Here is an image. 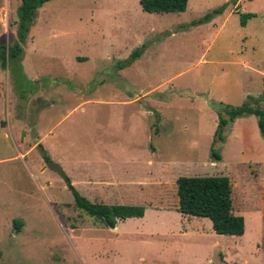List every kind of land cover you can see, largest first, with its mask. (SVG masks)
<instances>
[{
    "label": "rangeland",
    "instance_id": "1",
    "mask_svg": "<svg viewBox=\"0 0 264 264\" xmlns=\"http://www.w3.org/2000/svg\"><path fill=\"white\" fill-rule=\"evenodd\" d=\"M139 1L51 0L21 70L0 65L2 264H264L257 118L228 121L215 139L225 105L249 97L264 110V0H188L181 14L145 13ZM19 5L0 0V46L17 40ZM41 108L39 142L30 125ZM44 155L89 201L141 206L145 218L98 226ZM211 176L231 180L242 237L176 211L177 178Z\"/></svg>",
    "mask_w": 264,
    "mask_h": 264
},
{
    "label": "trees",
    "instance_id": "2",
    "mask_svg": "<svg viewBox=\"0 0 264 264\" xmlns=\"http://www.w3.org/2000/svg\"><path fill=\"white\" fill-rule=\"evenodd\" d=\"M17 9V40L7 48L0 46V65L5 69L6 63H17L22 60L23 48L27 34L34 20L37 10L43 4L51 0H19ZM188 0H140L141 10L150 14H181L186 11ZM225 6L215 10L214 14L222 13ZM212 14L205 16L199 22L209 21ZM140 56V51L136 50L131 55L133 62ZM20 69V66H19ZM21 70V69H20ZM261 99L247 98L238 107L225 105L224 113L228 119L219 118L215 139L222 141V134L228 121L239 118L254 116L257 118V126L260 135L264 138V110L260 108ZM214 139V142H215ZM211 156L214 160L220 161L221 156L211 149ZM44 161L50 159L44 155ZM176 195L178 200L177 212L184 216L207 218L212 223V230L217 235L242 237L245 231V223L242 216L234 213L232 205L233 185L231 180L225 176L211 177H179L176 182ZM67 189L73 197V205L79 211L84 212L92 218L98 226L113 229L118 221H125L131 218H142L145 208L141 206H121L107 205L103 203H93L79 194L71 185L69 179L66 180ZM17 232L20 231L22 222H13ZM264 248V244H263ZM0 264L1 261H0Z\"/></svg>",
    "mask_w": 264,
    "mask_h": 264
},
{
    "label": "crops",
    "instance_id": "3",
    "mask_svg": "<svg viewBox=\"0 0 264 264\" xmlns=\"http://www.w3.org/2000/svg\"><path fill=\"white\" fill-rule=\"evenodd\" d=\"M27 105H29V103ZM44 111L45 110L43 108H41V110L38 111V115L35 116L36 117L35 119H37V122L35 121V122H33V124L30 125V128L32 129L33 139L39 140V142L41 141V137H42L41 136L42 135L41 134L42 133V131H41V123L40 122H41L42 118H45L44 116H47L46 115L47 113H45ZM44 113H45V115H44ZM43 120H45V119H43ZM16 129H17L16 122H14V124L12 125L11 133L14 134L15 136L17 134L16 133V131H17ZM37 147L40 148L41 151L44 150L43 147H41V145H39V143H37ZM16 150H17V148H16ZM17 152H18V150H17ZM18 154H19V152H18ZM258 165H261V164H258ZM155 211L158 212L160 210L155 209ZM145 213L146 212H144V216L142 218H138V219L139 220H141V219L143 220L145 218ZM132 219H137V218H132ZM115 230H117V228Z\"/></svg>",
    "mask_w": 264,
    "mask_h": 264
},
{
    "label": "water",
    "instance_id": "4",
    "mask_svg": "<svg viewBox=\"0 0 264 264\" xmlns=\"http://www.w3.org/2000/svg\"><path fill=\"white\" fill-rule=\"evenodd\" d=\"M45 165H46L47 169L57 173L65 181L68 179L59 164L52 162V161H47V162H45Z\"/></svg>",
    "mask_w": 264,
    "mask_h": 264
}]
</instances>
